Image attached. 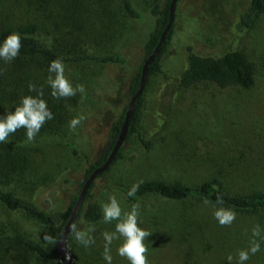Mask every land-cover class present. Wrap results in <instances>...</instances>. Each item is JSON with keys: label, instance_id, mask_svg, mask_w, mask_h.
<instances>
[{"label": "rangeland", "instance_id": "rangeland-1", "mask_svg": "<svg viewBox=\"0 0 264 264\" xmlns=\"http://www.w3.org/2000/svg\"><path fill=\"white\" fill-rule=\"evenodd\" d=\"M109 1L113 2L107 5ZM133 2L142 15L140 21L122 13L97 17L92 13L96 9L100 14L99 4H89L82 12V20L76 16L68 24L74 28L82 50L98 56L118 54L125 64L65 65V76L73 86L81 83L86 89V94H77L76 102L69 107L71 118L84 114L86 119L74 132L67 124L61 133L63 142L77 146L78 156L54 138L20 144L30 165L23 178L7 179L8 188L42 210L65 209L85 169L110 147V129L127 108L129 82L140 64L142 47L153 22L150 9L154 0ZM4 4L10 22L18 24L29 19L41 36L56 44L53 21L58 16L60 21L62 13L53 10L51 4L43 13V19L50 15L44 22L39 14L34 15V6L14 4L8 9L11 3ZM249 4L250 0L177 1L170 45L159 73L151 77L144 93L139 131L151 142V148L145 149L135 136L124 144V158L110 173L95 180L93 195L100 207L109 195H115L122 210H130L134 203L126 200L119 189H130L141 181L180 182L194 187L219 180L227 191L239 195L264 189V16L252 27H244L239 17ZM101 5L116 13V0H103ZM67 26L64 31L69 29ZM233 50L241 51L257 66L250 89H220L210 83L177 89L178 76L191 54L218 57ZM0 184L4 185V180ZM139 204L138 226L152 233L144 241L149 264H229V255L233 256L232 264H236L238 250L248 247L254 225L261 226L264 237V208L255 213L232 209L235 221L221 226L212 207L198 200L179 203L149 196ZM3 220L17 224L31 239L44 240L46 229L0 205V221ZM115 223H104L103 213L96 224L80 222L78 230L94 228L90 235L95 244L83 248L74 240L67 242V250L70 254L79 252V248L87 250L90 264H107L103 259L102 234L114 232ZM257 239L261 249L245 264H264V240ZM121 243L122 238L115 239L110 246L112 264H130L118 255ZM0 264L20 261L10 255L0 258Z\"/></svg>", "mask_w": 264, "mask_h": 264}, {"label": "trees", "instance_id": "trees-1", "mask_svg": "<svg viewBox=\"0 0 264 264\" xmlns=\"http://www.w3.org/2000/svg\"><path fill=\"white\" fill-rule=\"evenodd\" d=\"M0 5V43L11 33H19L21 37V48L19 55L11 62L5 63L0 60V116L6 115V111L14 110V106L25 95H35L28 91V84L33 83L38 88L43 86V99L47 102L49 110L53 113V119L48 120L41 128L40 132L32 142H26V130L21 128L8 137V140L0 143V179L4 180V185L0 184V205L9 212L21 213L23 217L36 224L38 227L46 229L47 233L53 237L52 242L45 240H35L28 237L17 224L9 221H0V258L14 255L20 264H61L63 258L57 252V243L62 227L68 221L76 199L90 174L99 167L108 157L117 137L119 135L125 111L119 117L118 121L110 129V147L102 157L90 164L84 171L75 195L70 199L69 205L63 210L45 211L36 206L28 198L17 195L12 189L8 188V180L16 176L23 178L30 162L26 157L23 143H39L40 139L54 138L57 142L70 150L74 156H78L77 146L72 142H63L61 133L63 128L69 124L72 119L69 107L73 106L76 98L56 99L51 96V89L46 80L50 62L56 58H61L65 65H75L84 62L94 64H125V59L118 54L108 56H98L85 52L79 46V39L74 34V28L68 24L75 21L76 16L82 20V12L86 5L99 4L100 14L95 9L92 14L98 16L105 15L111 17L122 13L125 17L140 21L141 13L136 8L133 0H116V13L113 8L107 9L102 6L103 0H1ZM4 2L14 4L18 7L34 6L36 14L43 20L49 19L47 14L45 19L43 13L51 4L53 10L56 9L62 13L61 20L59 16L53 21L57 38L56 44L49 43L46 38L38 32V27L34 22L26 20L23 23L15 24L10 22L6 15V6ZM109 1L107 5H109ZM170 0H154L150 9L152 17V28L148 32L146 40L142 47V58L140 64L135 68L129 82L130 97L138 88L141 68L145 59L156 48L160 35L163 32L169 16ZM35 4V5H34ZM37 5V8H36ZM101 5V6H100ZM56 7V8H54ZM32 10V9H31ZM33 12V10H32ZM264 16V0H250V4L239 19L241 24L246 27H252L254 22ZM72 24V23H71ZM68 25V26H67ZM69 29L64 31L63 27ZM174 23L167 35L161 51L151 62L148 69V79L143 94L138 98L133 109L128 132L123 146L118 151L113 163L109 169L98 176H106L112 168L124 158V144L128 143L132 137H137L138 141L145 149L151 148V142L147 141L139 131V123L144 106V93L149 85L152 76L160 71L161 61L170 45L174 33ZM55 38V37H53ZM257 66L241 51L233 50L223 53L221 56H199L191 54L186 62V66L178 76L177 89L188 90L198 84L210 83L220 89L229 87H238L248 90L254 85ZM39 141V142H38ZM97 178V179H98ZM139 189L135 196L127 195L129 189H119L126 200L137 203L149 196H158L162 199L184 203L189 200H198L203 202L208 199L215 203L217 195L223 197L225 208L233 209L237 212L255 213L264 208V189L251 191L249 194L239 195L227 191L219 180H209L200 183L194 187H188L180 182H166L162 180H151L139 183ZM93 182L88 193L79 209L76 218V225L81 222L86 225L96 224L102 219L101 207L95 201ZM74 237L69 233L67 242H74ZM84 248V247H83ZM74 249V247H73ZM73 260L70 264H90L88 261L87 250L80 249L79 252L72 253Z\"/></svg>", "mask_w": 264, "mask_h": 264}, {"label": "clouds", "instance_id": "clouds-1", "mask_svg": "<svg viewBox=\"0 0 264 264\" xmlns=\"http://www.w3.org/2000/svg\"><path fill=\"white\" fill-rule=\"evenodd\" d=\"M21 37L19 33L9 34L2 43H0V60L5 63L13 61L18 55L21 48ZM46 83L51 89V96L56 99L74 97L80 94L83 97L86 94L84 84L78 83L73 86L72 82L65 76V64L61 58H56L50 62L48 67ZM28 91L35 95H25L20 98L14 110L6 111V115L0 116V143L8 140V137L15 133L18 129L26 130V142H32L40 132L42 126L53 119V113L49 110L47 102L43 99V86L37 87L33 83L28 84ZM86 119L84 114H78L69 121V128L73 132ZM142 183V181L140 182ZM140 184H133L127 195L135 196ZM205 205H209L213 209V216L221 226H230L236 219V213L225 208V203L222 196L217 195L215 203L205 199ZM140 204L139 202L131 205L130 210H122L119 201L115 195H109L106 202H101V210L103 213L104 223H115L114 232H103L104 251L103 259L107 264H112L111 244L113 240L122 238V243L117 249L118 255L126 258L130 264H149L146 253L148 248L144 241L152 233L138 226V217ZM69 232L74 237L75 241L85 248H89L95 244V239L91 232L94 228L87 230H78L76 223H71ZM262 229L259 224L253 226L251 230V238L248 241L246 249L238 250L236 264H245L250 259V256L255 255L261 249L260 238ZM43 239L47 242H52L53 237L47 232L43 234ZM227 261L232 264L233 256H227Z\"/></svg>", "mask_w": 264, "mask_h": 264}, {"label": "water", "instance_id": "water-1", "mask_svg": "<svg viewBox=\"0 0 264 264\" xmlns=\"http://www.w3.org/2000/svg\"><path fill=\"white\" fill-rule=\"evenodd\" d=\"M178 0H170L169 3V16H168V22L163 30V32L160 35L159 42L156 46V48L153 50V52L145 59L142 68H141V75L139 80L138 88L135 90V92L130 97L129 103L127 105L123 123L119 132V135L117 137V140L115 141L108 157L106 160L93 172L90 174V176L85 181L84 185L82 186L80 193L76 199V202L73 206V209L71 211L70 217L68 221L64 224V226L61 229L59 241L57 243V252L59 256L63 258V264H70V260L73 259L70 252L66 248V241L67 237L69 235V228L68 226L71 223H75L76 218L78 216L79 209L88 193V190L93 182L98 178L99 175L106 172L111 164L113 163L118 151L122 147L130 124V120L133 114V109L136 104V101L138 98L143 94V91L145 89L147 79H148V69L151 62L155 59V57L159 54V52L162 49V46L164 42L166 41L167 35L173 25L174 19H175V10Z\"/></svg>", "mask_w": 264, "mask_h": 264}]
</instances>
